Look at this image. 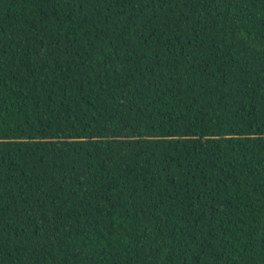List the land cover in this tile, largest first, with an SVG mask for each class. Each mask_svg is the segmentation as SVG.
Returning <instances> with one entry per match:
<instances>
[{
  "label": "trees",
  "instance_id": "16d2710c",
  "mask_svg": "<svg viewBox=\"0 0 264 264\" xmlns=\"http://www.w3.org/2000/svg\"><path fill=\"white\" fill-rule=\"evenodd\" d=\"M0 264H264V0H0Z\"/></svg>",
  "mask_w": 264,
  "mask_h": 264
}]
</instances>
